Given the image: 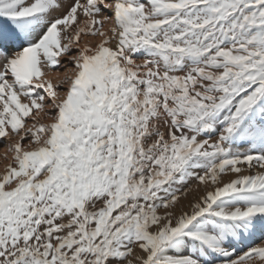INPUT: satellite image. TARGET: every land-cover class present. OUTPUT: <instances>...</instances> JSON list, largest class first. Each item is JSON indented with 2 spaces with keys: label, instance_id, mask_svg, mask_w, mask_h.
Returning <instances> with one entry per match:
<instances>
[{
  "label": "snow or ice",
  "instance_id": "6c2138e0",
  "mask_svg": "<svg viewBox=\"0 0 264 264\" xmlns=\"http://www.w3.org/2000/svg\"><path fill=\"white\" fill-rule=\"evenodd\" d=\"M0 142V264H264V0H0Z\"/></svg>",
  "mask_w": 264,
  "mask_h": 264
},
{
  "label": "rangeland",
  "instance_id": "374dc122",
  "mask_svg": "<svg viewBox=\"0 0 264 264\" xmlns=\"http://www.w3.org/2000/svg\"><path fill=\"white\" fill-rule=\"evenodd\" d=\"M5 151H6V148H5L4 143L0 142V171H2L4 167L3 154ZM189 199H191V197H189Z\"/></svg>",
  "mask_w": 264,
  "mask_h": 264
}]
</instances>
